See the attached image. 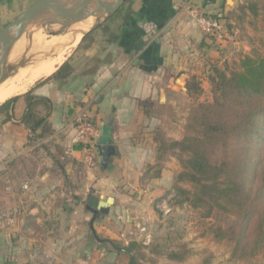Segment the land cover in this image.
I'll return each mask as SVG.
<instances>
[{"label":"crops","instance_id":"0c3cea01","mask_svg":"<svg viewBox=\"0 0 264 264\" xmlns=\"http://www.w3.org/2000/svg\"><path fill=\"white\" fill-rule=\"evenodd\" d=\"M33 1L0 0V28ZM225 3L125 1L80 36L65 60L74 66L69 77L37 84L46 76L29 88L52 104L48 117L52 132L37 142H29V131L19 123L25 99L18 94L10 106L12 117L0 124V264H88L81 254L88 245L86 223L95 228L93 221L108 217L118 224L122 215L126 223L122 232L134 233L135 242L148 245L160 216L154 203L165 200L179 168L173 154L157 159L154 131L160 129L165 137L179 139L182 129L174 125L176 106L180 98L188 97L184 85L189 74L203 82L214 63L221 62H215V57L220 59L229 50L238 55L247 48L248 27L238 43L226 42L206 36L189 15L195 5L225 17L239 9L242 0H235L230 11L225 10ZM43 51L44 56L51 53L45 46ZM81 111L90 116L99 133L103 124L112 128L113 153L107 158L97 138L93 166L85 163V146L77 149L71 143L72 124ZM39 145L42 171L23 182L19 157ZM71 195L74 199L69 202ZM89 196L111 197L113 202L93 217L86 206ZM61 200L68 201V206L56 203Z\"/></svg>","mask_w":264,"mask_h":264},{"label":"trees","instance_id":"16d2710c","mask_svg":"<svg viewBox=\"0 0 264 264\" xmlns=\"http://www.w3.org/2000/svg\"><path fill=\"white\" fill-rule=\"evenodd\" d=\"M247 15L251 16L250 23L259 18L264 26V0H244L234 14L223 17L226 28L244 32ZM73 71L74 66L64 61L37 84L65 79ZM207 80L212 99L189 105L180 139L168 140L160 129L154 131L157 159L167 154L176 156L180 171L174 185L179 202H186L201 218L214 212L234 217L231 224L211 226L206 233L216 242L230 243L236 258L258 255L264 252V42L261 49L238 54L224 68L213 67ZM184 88L188 96L203 91L199 77L193 73ZM18 96L0 104V124L12 117L10 106ZM22 96L25 111L19 123L29 131V142H37L52 132L48 122L52 104L48 97L34 94L32 88ZM81 146L75 144L77 149ZM55 150L57 155L62 152L58 146ZM31 160V169H36L37 163ZM56 161L59 165L60 160ZM104 239L127 256L126 264H139L138 256H143L146 249L135 241L124 246L114 239ZM168 254L169 259L183 262L190 249L180 245Z\"/></svg>","mask_w":264,"mask_h":264},{"label":"rangeland","instance_id":"374dc122","mask_svg":"<svg viewBox=\"0 0 264 264\" xmlns=\"http://www.w3.org/2000/svg\"><path fill=\"white\" fill-rule=\"evenodd\" d=\"M243 3L244 0H242L241 5H243ZM236 11L229 14H234ZM247 16L248 18L245 21L246 26L244 25V32L242 31L243 29L240 30L242 31L240 40L243 39V34L245 35L247 27L251 33L249 35L247 34L248 38L245 35L247 48H242L240 54L252 53L254 50H259L261 49V45L264 42V26L261 24V21H259L260 19L258 18V20H254L255 23H250L249 20L251 16ZM91 26L86 28L84 31L88 30ZM58 27V25H52L44 28H38L35 26H30L29 28H27L23 35H21L16 43L11 47L8 56H6V58L4 59L3 65L7 66L18 64L31 55L36 54L37 60L33 59V62L40 60V57H42L45 53L43 51V48L40 46V40L42 38L49 39L51 36L48 35V32L57 30ZM84 28L85 26L82 27V29ZM69 31L70 30L67 28L66 33ZM37 33H41L42 38L39 41L37 38H34V35ZM61 38H63V35L56 39ZM79 38L77 39V41L79 40ZM75 44L73 46H69L66 49L64 61L66 60L68 54L75 46ZM45 48H47L48 50L47 46H45ZM47 54L49 55V53ZM221 55L220 59L216 57L214 59L215 62L221 61L214 63V65L216 67L219 66V68H224V63H231L238 57V55H236L233 50H229V52L222 53ZM25 67H29V64H26ZM18 71L11 72L6 76L13 75ZM19 77H21V75ZM204 81H200L201 84L204 85V87H202L203 91L200 94L188 96L187 98L183 96V98H180L178 107L176 106L177 119L174 121V125L179 129L181 128L182 131L189 112V105L199 101H210L212 99L207 78H205ZM1 118L2 117H0V121ZM181 136L182 132L180 138ZM166 138H168V140L174 139L171 137ZM173 157L175 158V155ZM31 158L34 163H37L36 169H31V164L29 162V159ZM19 160L24 165L22 170L23 175L20 176L23 182H28L30 175L37 173L38 171H42V167L39 164L42 158L39 155L38 146L29 150L28 153L23 155V158L19 157ZM178 165L179 168L178 170H176L174 178L180 171L179 162ZM9 166L11 168L15 167L14 164H10ZM12 172L14 173V170H12ZM181 185H183L184 187L189 186L185 183H181ZM63 187L64 186H62V188ZM63 199L64 198H62V200ZM73 199L74 198L71 195L69 197V202H72ZM62 200L56 203H58L59 205H62L63 203L68 206L69 202ZM179 200L180 196L178 194L176 185H174L173 182L165 196V200L163 202L155 203V211H157L158 216L160 215L159 219L161 221L157 219V224L155 223L153 225V228H155V235H150V237H148V245H146L143 256L140 255L142 251L138 253L140 255L138 256V259L140 260L139 264H200L201 262H205V264H264V252L250 257L236 258L231 254L232 246L230 243L216 242L212 238L210 233H206L208 231V228H210L211 226L223 227L231 224L234 221L233 216L214 212L207 218H201L186 202H179ZM51 220L53 221V219ZM114 222L112 219H108V217L104 220H96L93 221L92 225L95 226V228H91L89 222L86 223V234L84 239L86 242H88V245L82 249L81 254H83L88 259V264H106V260L107 264H115L116 262H118L119 264H126L127 256L114 248L109 243V241L105 240L104 238L108 237L107 233H109V235L116 236L117 239L114 240L118 241L120 245H123V243L125 245L127 244L125 243V241L128 243L130 241H134V236L136 235L130 232H122V226L126 224L123 215L121 216V219H119L118 224ZM115 229L117 231H115ZM180 245H185L188 249H190V254L183 262H176L169 259L168 253L170 251L178 250Z\"/></svg>","mask_w":264,"mask_h":264},{"label":"water","instance_id":"95a60500","mask_svg":"<svg viewBox=\"0 0 264 264\" xmlns=\"http://www.w3.org/2000/svg\"><path fill=\"white\" fill-rule=\"evenodd\" d=\"M127 0H35L10 22L0 28V64L8 55L11 47L23 35L30 26L44 28L58 25L60 28L49 31V36H59L66 33L67 28L74 22L84 21L89 17L94 19V24L88 29L91 30L102 20L115 13ZM235 0H226L225 10L230 11ZM223 17V14H220ZM87 31V30H86ZM85 32V31H84ZM82 32V34L84 33ZM81 34V35H82ZM26 65H9L13 70H19ZM3 78H0V82ZM110 124H103L98 137V145L103 146L106 157L113 153L111 148ZM104 159V158H103ZM113 202L111 197L98 200L94 196L87 199V208L95 217L99 209L107 207Z\"/></svg>","mask_w":264,"mask_h":264},{"label":"bare ground","instance_id":"6f19581e","mask_svg":"<svg viewBox=\"0 0 264 264\" xmlns=\"http://www.w3.org/2000/svg\"><path fill=\"white\" fill-rule=\"evenodd\" d=\"M94 19L89 17L84 21L73 22L68 29L70 30L67 33L62 34L63 38L56 39L59 36H51L49 39H45L41 37V33H37L34 35V38L40 40V46L43 48L44 46L48 47V50L51 53L46 57H40V60L33 62V59L37 60V54L31 55L27 59L19 62V65L26 64H35L43 63L39 66H29L23 67L18 72L13 75L6 76L11 72H15V70L11 69L9 65L5 66L3 63L0 64V78H3V81L0 82V103H2L7 98L20 94L28 90L36 81L41 78H44L50 74H52L58 66L64 61L65 51L69 46H73L81 33L88 28L89 26L94 24ZM85 26L84 29L82 27ZM57 28V27H56ZM59 28V27H58ZM16 43V42H15ZM38 49V48H37ZM42 50V49H40ZM42 52V51H41ZM46 54V53H45ZM8 56V55H7ZM32 61V62H30ZM17 71V70H16ZM21 75V77H19Z\"/></svg>","mask_w":264,"mask_h":264},{"label":"built area","instance_id":"2783aa9c","mask_svg":"<svg viewBox=\"0 0 264 264\" xmlns=\"http://www.w3.org/2000/svg\"><path fill=\"white\" fill-rule=\"evenodd\" d=\"M189 15L194 19L201 32L206 36L217 37L231 43H238L240 41V30L238 28H233L231 30L227 29L225 22L220 16L217 15V17H214L204 12L201 7L195 5L189 9ZM72 128L73 135L71 137V143L83 144L86 148V165H95L96 152L93 144L99 136V128L84 111L77 114ZM23 188H26V185H23Z\"/></svg>","mask_w":264,"mask_h":264}]
</instances>
